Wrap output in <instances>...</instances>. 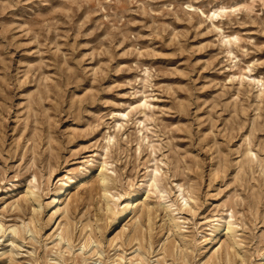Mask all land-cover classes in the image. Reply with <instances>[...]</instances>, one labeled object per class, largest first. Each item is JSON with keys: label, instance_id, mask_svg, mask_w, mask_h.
<instances>
[{"label": "rangeland", "instance_id": "rangeland-1", "mask_svg": "<svg viewBox=\"0 0 264 264\" xmlns=\"http://www.w3.org/2000/svg\"><path fill=\"white\" fill-rule=\"evenodd\" d=\"M0 224V264H264V0H0Z\"/></svg>", "mask_w": 264, "mask_h": 264}, {"label": "bare ground", "instance_id": "bare-ground-1", "mask_svg": "<svg viewBox=\"0 0 264 264\" xmlns=\"http://www.w3.org/2000/svg\"><path fill=\"white\" fill-rule=\"evenodd\" d=\"M213 15H216V13H213ZM84 178V177H83ZM77 179L78 178H71L70 180H69V182H66V183H64L63 184V186L62 187H64V189L63 188H60V190H58L57 192H55V193H53L52 195V199H51V202H49L47 205H48V208H50V209H55L56 211L57 210H59L60 209V207L62 206V204H63V202H64V196H65V194L68 192V190H70L72 187H74V185L75 184H77L76 182H77ZM101 180H102V182L104 181V178L102 177V175H101ZM103 185V184H102ZM55 188V187H54ZM63 189V190H62ZM104 192H105V189H104ZM107 193V192H106ZM135 192H130L129 194H128V198L126 199V205L124 206V208H123V210L121 211V212H118L115 216H114V218L111 220V221H113L114 220V226L116 227L119 223H120V221L122 220V219H127V218H129L130 216H131V214H132V212H133V210L134 209H132V200L135 198ZM30 200H32V201H34L35 199H33V198H30ZM40 205V204H39ZM39 205H38V207H39ZM54 215L56 216V212L52 215V218L54 217ZM86 228H87V226H83V229H82V231L84 232L85 230H86ZM3 229V225L2 224H0V231ZM9 229V231H10V234H12L11 235V237L7 240L8 241V245H13V239L14 238H19L20 240H23L24 239V232H23V230H20L19 228H17L16 226H14V227H9L8 228ZM60 229V231L58 232L59 234H58V236H59V241L60 240H64V239H66L65 241H68V240H70V237H71V235H70V230H69V226H62V228L60 227V226H58L57 227V230H59ZM5 231V230H4ZM23 232V233H22ZM226 235L229 237L230 235H232V232H231V230H228L227 231V233H226ZM216 237L217 236H215V237H213V240H214V242H215V240H216ZM117 240H120V237L119 236H117V237H115V238H112V239H110L109 240V244H112L113 242H115V241H117ZM140 241V239H139V234L138 233H134V235L132 236V237H130L129 239H128V243H132V242H139ZM91 244H95L96 246L98 245V243L96 242V240L94 239V236L92 235V233H91V230L89 231V233H84V241H83V243H82V249L83 248H86V247H88V246H90ZM225 256L227 257L226 259H228V263H230V258H229V254L228 253H226L225 254ZM139 257V256H138ZM141 259V258H140ZM3 264H14V261H13V258L10 256H5L4 258H3Z\"/></svg>", "mask_w": 264, "mask_h": 264}]
</instances>
